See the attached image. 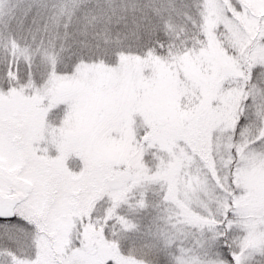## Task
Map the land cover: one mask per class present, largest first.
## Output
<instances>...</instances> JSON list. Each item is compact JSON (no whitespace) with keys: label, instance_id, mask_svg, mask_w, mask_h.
<instances>
[{"label":"snow or ice","instance_id":"1","mask_svg":"<svg viewBox=\"0 0 264 264\" xmlns=\"http://www.w3.org/2000/svg\"><path fill=\"white\" fill-rule=\"evenodd\" d=\"M0 264H264V0H0Z\"/></svg>","mask_w":264,"mask_h":264}]
</instances>
